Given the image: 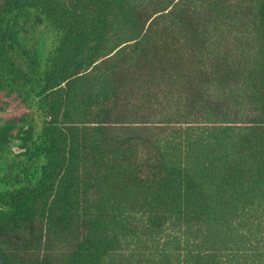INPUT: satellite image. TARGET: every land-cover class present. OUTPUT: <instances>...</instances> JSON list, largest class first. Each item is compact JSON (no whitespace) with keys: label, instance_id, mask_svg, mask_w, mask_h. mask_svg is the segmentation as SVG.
Returning a JSON list of instances; mask_svg holds the SVG:
<instances>
[{"label":"trees","instance_id":"16d2710c","mask_svg":"<svg viewBox=\"0 0 264 264\" xmlns=\"http://www.w3.org/2000/svg\"><path fill=\"white\" fill-rule=\"evenodd\" d=\"M1 93L0 264H264V0H0Z\"/></svg>","mask_w":264,"mask_h":264},{"label":"rangeland","instance_id":"374dc122","mask_svg":"<svg viewBox=\"0 0 264 264\" xmlns=\"http://www.w3.org/2000/svg\"><path fill=\"white\" fill-rule=\"evenodd\" d=\"M4 100H8V104L6 105V110H2L0 112V118L7 117H18L23 112L27 111L22 107L19 100L13 96H5L3 93L0 94V104L4 102Z\"/></svg>","mask_w":264,"mask_h":264}]
</instances>
